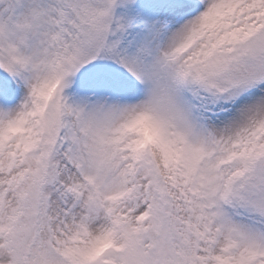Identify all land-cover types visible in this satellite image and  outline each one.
I'll list each match as a JSON object with an SVG mask.
<instances>
[{
	"label": "snow or ice",
	"instance_id": "obj_1",
	"mask_svg": "<svg viewBox=\"0 0 264 264\" xmlns=\"http://www.w3.org/2000/svg\"><path fill=\"white\" fill-rule=\"evenodd\" d=\"M0 264H264V0H0Z\"/></svg>",
	"mask_w": 264,
	"mask_h": 264
}]
</instances>
